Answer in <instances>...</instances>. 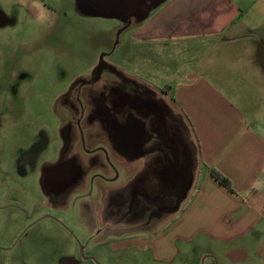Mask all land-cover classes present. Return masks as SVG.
<instances>
[{"label":"rangeland","instance_id":"obj_1","mask_svg":"<svg viewBox=\"0 0 264 264\" xmlns=\"http://www.w3.org/2000/svg\"><path fill=\"white\" fill-rule=\"evenodd\" d=\"M126 1L0 0V233L11 235L4 244L15 236L0 264H220L229 247L170 228L172 261L141 248L176 210L153 201L151 142L140 146L151 119L145 132L144 120L130 121L118 105L130 89L138 98L141 87L153 92L162 82L153 73V25L142 29L160 0ZM252 4L238 29L257 41L263 23L253 30L245 21H264V0ZM246 237L245 264H264V231Z\"/></svg>","mask_w":264,"mask_h":264},{"label":"crops","instance_id":"obj_2","mask_svg":"<svg viewBox=\"0 0 264 264\" xmlns=\"http://www.w3.org/2000/svg\"><path fill=\"white\" fill-rule=\"evenodd\" d=\"M249 1L160 0L143 24L153 25V73L162 82L153 92L138 90L143 112L123 103L134 116L130 121L144 120L145 132L151 119L153 131L140 146L151 142L153 201L176 210L166 231L143 239L141 248L151 247L155 260L172 261L173 236L165 237L170 228L186 241L204 234L229 245L220 264H245L251 241L246 236L264 231V50L256 45L264 37L256 41L238 29L241 16L255 10V0ZM257 18L245 21L250 29L264 28ZM164 54L168 61H162ZM246 58L251 64H235ZM130 91L129 99L137 92ZM210 168L229 178L233 192L213 179ZM3 233L0 258L15 237L4 244L11 235ZM239 239L242 244L230 246Z\"/></svg>","mask_w":264,"mask_h":264},{"label":"flooded vegetation","instance_id":"obj_3","mask_svg":"<svg viewBox=\"0 0 264 264\" xmlns=\"http://www.w3.org/2000/svg\"><path fill=\"white\" fill-rule=\"evenodd\" d=\"M111 2L117 6L119 5V8L128 6V3L126 0H111ZM141 2L144 3L143 0H132V2H130V4L132 3L131 7L135 8L136 6L139 7ZM139 97H141V96H139ZM123 98H119V100H118L119 110H121V112H125L128 109L126 107V105L123 103ZM133 99H134V96H133ZM125 101L130 103L129 104L130 109H135V111H142V112L144 111L143 108L141 107V104H140V102L143 100H139V98H138V100H132V98H130L127 101L124 98V102ZM129 112H131V110H129ZM142 142H143V140H142Z\"/></svg>","mask_w":264,"mask_h":264},{"label":"trees","instance_id":"obj_4","mask_svg":"<svg viewBox=\"0 0 264 264\" xmlns=\"http://www.w3.org/2000/svg\"><path fill=\"white\" fill-rule=\"evenodd\" d=\"M209 172L211 176L213 177V179L217 181L222 187H224L226 190L230 192H233L231 181L229 180L227 176H225L224 174H222L220 171H218L215 168H210Z\"/></svg>","mask_w":264,"mask_h":264}]
</instances>
